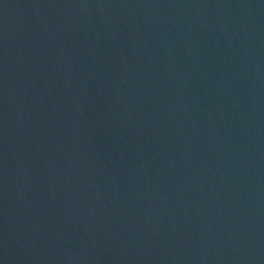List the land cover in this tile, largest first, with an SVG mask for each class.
Segmentation results:
<instances>
[{"label":"water","instance_id":"water-1","mask_svg":"<svg viewBox=\"0 0 264 264\" xmlns=\"http://www.w3.org/2000/svg\"><path fill=\"white\" fill-rule=\"evenodd\" d=\"M0 264H264V0H0Z\"/></svg>","mask_w":264,"mask_h":264}]
</instances>
